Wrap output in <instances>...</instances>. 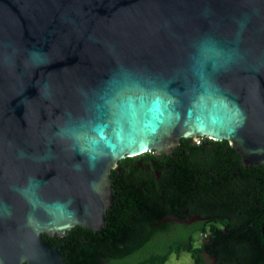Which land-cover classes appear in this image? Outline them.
Masks as SVG:
<instances>
[{"label":"water","instance_id":"95a60500","mask_svg":"<svg viewBox=\"0 0 264 264\" xmlns=\"http://www.w3.org/2000/svg\"><path fill=\"white\" fill-rule=\"evenodd\" d=\"M180 139L264 167V0H0V264H65L41 235L99 231L118 162Z\"/></svg>","mask_w":264,"mask_h":264},{"label":"trees","instance_id":"16d2710c","mask_svg":"<svg viewBox=\"0 0 264 264\" xmlns=\"http://www.w3.org/2000/svg\"><path fill=\"white\" fill-rule=\"evenodd\" d=\"M145 163L150 172L138 163ZM123 173L111 172L113 202L103 227H74L63 236L41 235L60 250L65 264H164L172 247L189 253L194 264H264V167L241 165L225 141L180 139L169 156L150 153L118 162ZM208 218L163 236L168 225L155 224L167 214ZM208 234L199 248L191 237ZM217 224V226H215Z\"/></svg>","mask_w":264,"mask_h":264},{"label":"flooded vegetation","instance_id":"af4514ba","mask_svg":"<svg viewBox=\"0 0 264 264\" xmlns=\"http://www.w3.org/2000/svg\"><path fill=\"white\" fill-rule=\"evenodd\" d=\"M128 166H130V165L125 164L123 166H119L120 167V171L116 172V173L122 174L124 167L127 168ZM137 166L142 167L143 171L150 172L149 167L143 162L142 163L141 162L138 163ZM164 217H168L172 221H169L168 223H164V224L168 225V227H167L168 229L163 234V236H169V235L175 233L176 229H177V226L188 228L189 226H191V225H193L195 223L206 222L208 220V218H207V220H204V217L201 218L199 216L191 215V214H189L188 210H184L180 215L167 214ZM197 217L199 219H195ZM160 225H163V224H160ZM62 246H63V250H64L65 249V245H62ZM204 260H205V258H204ZM206 261H210V260L208 259Z\"/></svg>","mask_w":264,"mask_h":264},{"label":"rangeland","instance_id":"374dc122","mask_svg":"<svg viewBox=\"0 0 264 264\" xmlns=\"http://www.w3.org/2000/svg\"><path fill=\"white\" fill-rule=\"evenodd\" d=\"M203 140V139H200ZM199 140V141H200ZM212 224H206L205 225V230L202 233H196L192 235L191 237V247L193 249L199 248L200 244H202L203 239L207 236L208 234V228ZM217 226V224L215 225ZM175 247H172V250L170 254L167 257V260L165 261L164 264H194L193 259L191 258L189 253L186 252H175ZM205 263H208L209 261L204 260Z\"/></svg>","mask_w":264,"mask_h":264},{"label":"clouds","instance_id":"9594fccd","mask_svg":"<svg viewBox=\"0 0 264 264\" xmlns=\"http://www.w3.org/2000/svg\"><path fill=\"white\" fill-rule=\"evenodd\" d=\"M155 112L158 113L157 115V119H159L160 117H163L164 113L163 111L160 109L159 105L156 106L155 108ZM101 139H103V137H101ZM90 159H94L93 157H90Z\"/></svg>","mask_w":264,"mask_h":264}]
</instances>
